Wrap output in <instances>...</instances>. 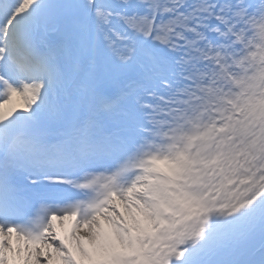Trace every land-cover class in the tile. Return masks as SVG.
<instances>
[{"label": "snow or ice", "instance_id": "snow-or-ice-1", "mask_svg": "<svg viewBox=\"0 0 264 264\" xmlns=\"http://www.w3.org/2000/svg\"><path fill=\"white\" fill-rule=\"evenodd\" d=\"M0 264H264V0H0Z\"/></svg>", "mask_w": 264, "mask_h": 264}]
</instances>
